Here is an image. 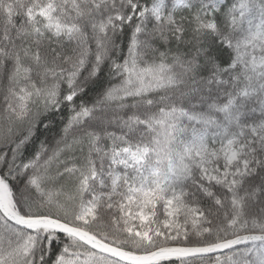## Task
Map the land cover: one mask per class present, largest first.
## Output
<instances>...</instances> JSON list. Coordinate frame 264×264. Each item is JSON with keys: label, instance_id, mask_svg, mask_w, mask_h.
Returning <instances> with one entry per match:
<instances>
[{"label": "snow or ice", "instance_id": "obj_1", "mask_svg": "<svg viewBox=\"0 0 264 264\" xmlns=\"http://www.w3.org/2000/svg\"><path fill=\"white\" fill-rule=\"evenodd\" d=\"M0 264H264V0H0Z\"/></svg>", "mask_w": 264, "mask_h": 264}]
</instances>
